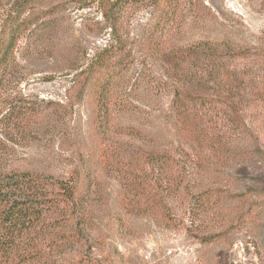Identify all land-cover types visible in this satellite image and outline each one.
Listing matches in <instances>:
<instances>
[{"label": "trees", "instance_id": "trees-1", "mask_svg": "<svg viewBox=\"0 0 264 264\" xmlns=\"http://www.w3.org/2000/svg\"><path fill=\"white\" fill-rule=\"evenodd\" d=\"M32 1L18 0L14 15L0 28V83L18 41L16 16ZM173 1H99L101 19L109 30L107 43L97 47L72 78L77 101L85 100L90 109L87 136L68 140L71 151L63 175L0 171V264H117L111 232L121 215L108 203L105 184L111 180L119 184V198L129 213L138 209L164 226L186 220L189 228L197 230L199 205L209 202L221 186L203 187L197 181L230 180L252 161L264 171L259 137L264 127L260 43L248 47L229 39L204 40L168 48L152 87L155 103L135 106L139 112H154V127L148 129L141 119L123 126L127 142L103 138L93 145L89 141L95 129L106 130L113 123L111 115L134 108L126 80L132 56L123 11L143 3L165 10ZM162 97L168 100L164 106ZM77 101L60 104L63 114H71ZM172 204L188 206L186 213H175ZM221 235L209 233L197 239L207 244Z\"/></svg>", "mask_w": 264, "mask_h": 264}, {"label": "rangeland", "instance_id": "rangeland-1", "mask_svg": "<svg viewBox=\"0 0 264 264\" xmlns=\"http://www.w3.org/2000/svg\"><path fill=\"white\" fill-rule=\"evenodd\" d=\"M17 1L0 0V28L14 15ZM99 1L34 0L16 16L18 41L0 83L1 172L63 175L71 151L68 140L87 136L90 109L85 100L77 101L72 78L96 48L107 43L109 30L101 19ZM121 17L132 56L126 80L134 108L111 115L113 123L107 131L95 129L89 139L93 145L103 138L127 142L123 126L141 119L148 129L154 127V112H139L135 106L155 103L152 87L168 48L226 39L238 46L260 43L264 47V0H174L165 10L143 3L129 6ZM102 28L101 34L93 35ZM68 101L78 103L71 114L64 115L59 105ZM160 101L164 106L168 100ZM259 131L264 146V127ZM259 167L263 166L252 161L230 180L197 181L203 187L221 185L209 202L199 205L197 230L189 228L186 220L164 226L138 209L129 213L119 198V184L106 182L110 208L121 215L111 232V246L118 251L116 263L264 264V171ZM187 207L172 204L175 213L184 214ZM209 233L223 236L213 243H200L197 237Z\"/></svg>", "mask_w": 264, "mask_h": 264}]
</instances>
